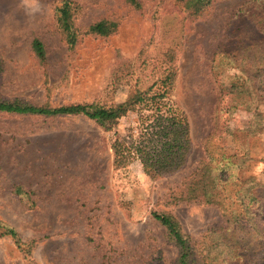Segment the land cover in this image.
Instances as JSON below:
<instances>
[{"label":"rangeland","instance_id":"obj_1","mask_svg":"<svg viewBox=\"0 0 264 264\" xmlns=\"http://www.w3.org/2000/svg\"><path fill=\"white\" fill-rule=\"evenodd\" d=\"M67 1L78 35L72 46L57 22ZM137 2L0 0V101L110 107L162 87L174 70L166 102L184 112L190 138L183 167L152 177L137 158L115 163L112 146L137 127V112L111 131L83 115L0 112V264H175L179 248L153 212L177 220L193 264H264L263 93L256 84L251 110L235 107L230 93L232 83L245 81L244 66L254 74L261 68L264 48L258 23L237 14L264 0H213L200 15L179 0ZM100 21L117 23V31L86 33ZM35 39L45 46L43 62L32 50ZM235 41L259 48L219 54ZM203 164L228 170L221 184L231 202L255 188L249 211L242 200L223 211L186 199Z\"/></svg>","mask_w":264,"mask_h":264},{"label":"trees","instance_id":"obj_2","mask_svg":"<svg viewBox=\"0 0 264 264\" xmlns=\"http://www.w3.org/2000/svg\"><path fill=\"white\" fill-rule=\"evenodd\" d=\"M132 4L139 7L137 0H129ZM184 2L185 8L192 15L202 14L212 3L213 0H179ZM73 4L64 2L59 8L57 22L62 34L66 37L68 43L75 45L77 32L73 25ZM238 18H249L258 23L260 32H264V7L254 6L251 10L243 6L237 14ZM118 24L109 21H100L89 27L87 34L98 36H109L117 31ZM231 39V38H229ZM236 39V37H235ZM234 41V40H233ZM223 43L219 47V54L224 56L237 57L242 52L252 51L259 47H254L252 43L232 42ZM32 50L40 61L46 60V50L44 44L35 39L32 43ZM261 68L256 74L244 66L245 81L232 83L231 94H236L232 101L235 107H242L251 110L253 107L251 100L254 87L259 84L262 90L260 98L264 101V48L261 49ZM248 61L254 59L252 55H244ZM260 74V77L258 75ZM175 72L170 70L167 73L162 87L155 89L150 87L147 91L136 92L125 102L110 107L99 106L96 104H72L49 108L46 106H34L24 104L19 101H0V112L14 114H30L45 117H57L61 115H83L96 121L106 130L115 129L119 121L130 113L137 112L139 118L137 127L130 129L129 135L116 140L112 146L115 163L117 167H125L135 158L140 160L146 173L152 177H162L172 174L183 167L190 148L189 125L183 111L176 113L175 108L166 102L175 81ZM139 130V131H137ZM134 133H139L138 140H134ZM228 170L223 168H213L210 164L202 165V169L197 173L193 184H188V201H202L207 204H215L223 211L232 209L236 202L243 201L241 207H247L249 211L251 201L257 200L255 188L250 186L236 192L237 201L231 202V193H226L227 184H221L227 181ZM17 188V193H21ZM249 200L245 203L244 201ZM230 203V204H228ZM240 207V208H241ZM233 211V210H232ZM228 214V213H227ZM153 218L164 226L168 236L179 248V258L175 264H193L194 250L187 236L180 228L177 220L165 213L153 212ZM243 213L231 215L234 221L242 217ZM0 228L2 226L0 225ZM5 235H10L20 244L15 230L4 228ZM236 247V246H235ZM230 259V258H229Z\"/></svg>","mask_w":264,"mask_h":264}]
</instances>
